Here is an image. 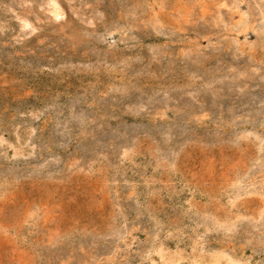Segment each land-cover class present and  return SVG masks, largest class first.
Instances as JSON below:
<instances>
[{"label":"rangeland","instance_id":"rangeland-1","mask_svg":"<svg viewBox=\"0 0 264 264\" xmlns=\"http://www.w3.org/2000/svg\"><path fill=\"white\" fill-rule=\"evenodd\" d=\"M0 264H264V0H0Z\"/></svg>","mask_w":264,"mask_h":264},{"label":"bare ground","instance_id":"bare-ground-1","mask_svg":"<svg viewBox=\"0 0 264 264\" xmlns=\"http://www.w3.org/2000/svg\"><path fill=\"white\" fill-rule=\"evenodd\" d=\"M58 14H56V16H57Z\"/></svg>","mask_w":264,"mask_h":264}]
</instances>
